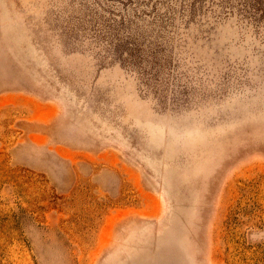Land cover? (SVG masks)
<instances>
[{"label": "rangeland", "instance_id": "obj_1", "mask_svg": "<svg viewBox=\"0 0 264 264\" xmlns=\"http://www.w3.org/2000/svg\"><path fill=\"white\" fill-rule=\"evenodd\" d=\"M0 264H264V0H0Z\"/></svg>", "mask_w": 264, "mask_h": 264}]
</instances>
